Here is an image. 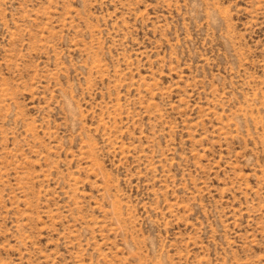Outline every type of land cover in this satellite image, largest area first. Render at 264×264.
<instances>
[{
  "label": "rangeland",
  "instance_id": "rangeland-1",
  "mask_svg": "<svg viewBox=\"0 0 264 264\" xmlns=\"http://www.w3.org/2000/svg\"><path fill=\"white\" fill-rule=\"evenodd\" d=\"M0 264H264V0H0Z\"/></svg>",
  "mask_w": 264,
  "mask_h": 264
}]
</instances>
